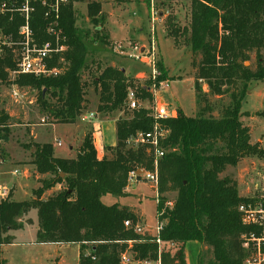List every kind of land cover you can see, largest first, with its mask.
Returning <instances> with one entry per match:
<instances>
[{
	"label": "trees",
	"instance_id": "16d2710c",
	"mask_svg": "<svg viewBox=\"0 0 264 264\" xmlns=\"http://www.w3.org/2000/svg\"><path fill=\"white\" fill-rule=\"evenodd\" d=\"M11 1L0 0V5H9ZM81 1L68 0L60 8L58 22L68 50L63 55L65 65L57 76L20 74L11 79L14 52L6 46L0 52V83L36 89L38 99L47 109L52 106L46 103L44 96L55 98L52 114L61 124L74 123L85 101L80 71L85 67L87 45L78 34L72 8L73 3ZM188 1V25L179 28L168 17L170 34L174 39L182 36L191 52L200 56L194 84L199 99L206 101L198 83L203 81L210 93L229 94L230 103L219 117L212 116L205 104L195 116H186L178 109L175 117L158 121V128L165 133L160 140L163 154L157 161L156 207L158 220L163 223L159 234L164 242L180 246L196 242L209 247L212 259L208 264H240L244 255L241 235L252 228L241 223L237 206L253 198L238 196L234 180L219 174L243 157L264 155L256 144L250 143L249 128L240 120L247 84L264 81V66L258 61L259 52L264 49V0ZM86 9L95 30L99 31L103 22L101 3L88 2ZM43 12V8L37 6L30 20L41 41L46 39ZM21 23L18 13L0 12V35L17 41ZM98 39L100 44H107L106 38ZM251 51L257 58L254 70L243 64L249 60ZM158 70L163 73L161 64ZM93 83L98 92L97 110L103 113L127 109L125 99L129 88L142 100L150 102L153 98L147 86H136L120 68H102ZM10 119L0 108V141L9 132ZM152 127L153 120L147 109L130 110L127 117L122 116L115 123L116 141L112 153L101 158L97 156L90 134L84 136L73 158L55 157L49 142L33 144L31 164L35 172L50 176L41 179L40 186L32 191L31 200L7 198L0 201V246L11 242L4 233L17 227L16 219L35 208L36 242L78 245V264H121L123 252L135 261L155 260L159 256L161 264H187L182 248L174 254L166 249L158 254L152 235H139L125 228L124 221L134 224L139 220L131 209L101 202L105 195H124L129 170L151 168L152 157L146 148L130 147L127 140L136 131H149ZM56 185L60 187L58 191L44 198V193ZM167 190L176 192L171 208L165 206L166 198L161 195ZM0 264H4L1 259Z\"/></svg>",
	"mask_w": 264,
	"mask_h": 264
},
{
	"label": "rangeland",
	"instance_id": "374dc122",
	"mask_svg": "<svg viewBox=\"0 0 264 264\" xmlns=\"http://www.w3.org/2000/svg\"><path fill=\"white\" fill-rule=\"evenodd\" d=\"M91 1L101 3L103 22L99 26V31L95 30L87 16L86 5ZM150 2L151 0H82L73 3L75 25L78 34L87 45L85 67L80 71L85 101L73 126H69L70 123L61 124L55 120L51 108L56 105V99L52 96L48 94L44 96L46 103L52 106L47 109L38 99L39 92L36 89L20 88L12 83H0V108L11 117L9 132L6 138L0 141L2 160L0 185L8 189L5 196L0 195V201L7 198L13 201L31 200L34 197L32 191L40 186L41 179L50 176L45 174L39 175V178L36 177L38 174L31 164V153L35 150L33 144L49 142L52 144L53 154L55 149L59 155H63L68 145H71L73 149L79 148L86 134H90L93 143L96 137L94 126L100 125L105 126L106 135L113 139V126L117 119L122 116L127 117L130 110L122 108L110 113L97 110L98 92L94 88L93 81L100 70L106 66L122 69L125 76L136 86L145 85L153 98L162 99L167 110L180 109L186 116L197 115L200 108L207 104L211 109V115L219 117L220 112L230 103L229 94L214 95L209 92L208 86L203 81L198 83L203 91L202 97H205L206 101L199 99L194 84L200 56L191 52L182 36L174 39L170 34L168 17L172 18L173 24L179 28L188 25L189 1L153 0L154 11L158 14L155 23L152 22L149 13ZM100 37L106 38L107 44H100L98 41ZM151 40L155 45V68L158 70V64L164 68L163 73L159 72L156 82L152 78V71L145 57L140 60L130 57L136 54L131 47L148 48ZM259 55L258 61L264 66V49L260 50ZM243 64L252 70L256 68L257 58L254 51L249 52V60ZM11 79H13L12 76ZM160 81L167 82L168 86L163 88ZM13 89L18 92L17 97H13ZM142 101L144 104L148 102ZM241 111L240 120L249 128L250 143L256 144L258 149L264 151V81L254 80L247 84ZM57 138L62 144L60 147L57 145ZM114 145L115 143H112L106 147L109 153L107 155L112 153L111 149ZM101 154L104 156L106 153ZM14 169L18 171V174L13 175ZM151 169H153V159L151 168L143 170ZM219 176H228L234 180L237 194L242 198L264 197V155L243 157L236 165H227ZM57 187L58 185L47 190L43 197L56 193ZM123 191V196L105 195L101 197V202L105 205L117 203L121 207H128L138 216L143 235H153L155 226L159 222L156 207L158 185L155 187L146 181L131 184L126 181ZM161 195L166 198L165 206L171 208V201L175 198L176 192L167 190ZM36 217V209L32 208L16 219V228L8 229L4 233L12 240L5 249L3 246L0 247L2 255L5 254L9 264H31V256L40 255L38 251L40 245L36 242V236L33 241L32 226L36 225ZM170 246L166 243L163 249L174 254L182 248L187 264H199V262L208 264V261L212 259L210 248L196 242H188L184 246L173 242ZM77 256L78 245L61 244L58 245L57 253H50L46 264L59 258L62 259L63 264H78ZM127 258L124 264H139L130 254H127Z\"/></svg>",
	"mask_w": 264,
	"mask_h": 264
},
{
	"label": "built area",
	"instance_id": "2783aa9c",
	"mask_svg": "<svg viewBox=\"0 0 264 264\" xmlns=\"http://www.w3.org/2000/svg\"><path fill=\"white\" fill-rule=\"evenodd\" d=\"M68 3V0H13L9 5L5 3L0 5V12L10 11L18 13L22 19L19 25L17 41L13 42L10 37L0 35V52L2 47L12 48L14 52L15 67L10 73L14 78L16 75L28 74L35 77H50L57 76L62 72L64 61V53L68 50L66 37L62 33L59 26L60 8ZM37 6L43 8V20L45 22L43 34L45 40H39L34 29L31 27V14ZM149 13L152 22H156L158 14L154 11L153 0L150 2ZM134 55H130L133 59L140 60L145 57L148 66L152 71L154 82L159 76V71L155 68V45L151 40L149 47H131ZM163 88H166L167 82L160 81ZM13 97L18 96L16 89H13ZM128 110L145 108L148 110L149 116L153 120V127L149 131H136L127 140V145L137 148L143 146L148 154L152 155L153 169L143 170L134 169L127 172L126 181L128 183H136L146 181L152 186L158 185V166L157 161L162 157L160 148V140L165 133L158 128V121L161 119L172 118L177 115V110H167L163 100L159 97H154L152 100L144 104L134 90L129 88L125 99ZM99 127V126H96ZM98 132L99 129H97ZM57 145L60 142L57 141ZM13 175L18 174L14 169ZM8 189L0 185V195H6ZM237 211L240 216L241 223L252 228L249 232H244L241 235V248L243 250V258L240 264H264V197H253V200L242 202L237 206ZM125 228H131L134 233L143 235V228L139 221L131 224L129 221L123 222ZM163 223L158 222L155 226V233L152 235L157 245L158 254L163 249L164 244L173 242H164L160 238V230ZM130 243V241H128ZM171 247V246H170ZM125 252L120 254V263L124 264L127 261ZM139 264H161L159 256L155 260L137 261Z\"/></svg>",
	"mask_w": 264,
	"mask_h": 264
},
{
	"label": "crops",
	"instance_id": "0c3cea01",
	"mask_svg": "<svg viewBox=\"0 0 264 264\" xmlns=\"http://www.w3.org/2000/svg\"><path fill=\"white\" fill-rule=\"evenodd\" d=\"M74 124L75 123H70L69 126H73ZM99 128H100V132L97 131V129H99ZM94 130H95V135L94 136H96V137H94V139H93V144H94V147L96 149L98 158H101L103 156L101 153L105 152L106 153L105 155L109 154L108 151L106 150V147L108 145H111L112 143H115V141H116V139H115V125L113 126V133H114L113 139L110 138V136L106 135L105 126L103 127V125H100L99 127L94 126ZM31 135H32V133H31ZM38 138H39V135H38ZM57 140L59 141L58 138H57ZM98 140H100V142ZM95 141H97V142H95ZM45 142L46 141L41 142V143H45ZM61 145L62 144L60 143L59 147ZM77 151H78V148L77 149H73V147L71 145H68L66 147L65 153L63 155H59L54 149V156L55 157H59V158H73L75 156V154L77 153ZM38 176L39 175H36V177H38ZM59 188L60 187L58 186L55 190H58ZM32 228H33V231H34L33 241H35L34 239H35L37 228H38L37 219H36L35 227L32 226ZM19 230H22V229L19 228ZM9 244L1 245L0 247L3 246L4 249H5V246H7ZM39 245H40V248L38 249V251L40 252V255L39 256L36 255L34 257L31 256V264H46L47 260L49 259L48 256L50 255V253H52V252L57 253L58 244L39 243ZM38 257H40V258L37 259ZM0 259H1V261H3L4 264H9L5 254L2 255V250H0ZM77 259H78V256H77ZM56 262H57V264H63V261L60 258L57 259ZM48 264H49V262H48Z\"/></svg>",
	"mask_w": 264,
	"mask_h": 264
},
{
	"label": "water",
	"instance_id": "95a60500",
	"mask_svg": "<svg viewBox=\"0 0 264 264\" xmlns=\"http://www.w3.org/2000/svg\"><path fill=\"white\" fill-rule=\"evenodd\" d=\"M62 175V174H61Z\"/></svg>",
	"mask_w": 264,
	"mask_h": 264
}]
</instances>
